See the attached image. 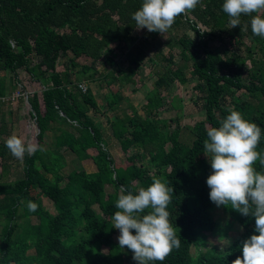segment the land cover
Returning a JSON list of instances; mask_svg holds the SVG:
<instances>
[{
  "label": "trees",
  "instance_id": "1",
  "mask_svg": "<svg viewBox=\"0 0 264 264\" xmlns=\"http://www.w3.org/2000/svg\"><path fill=\"white\" fill-rule=\"evenodd\" d=\"M222 3L201 0L194 11L178 16L170 28L167 52L163 45L154 48L142 62L137 56L149 44L141 46L142 42L159 35L138 29L132 19L142 0H0V74L10 72L15 80L18 72H25L42 86L40 98L35 93L27 98L37 145L44 149L25 154L21 176L4 180L10 152L0 141V264H136L132 252L115 240L111 217L121 185L135 193L153 177L174 190L167 210L181 239L163 264H231L241 255L240 233L221 254L206 248L208 236L220 227L213 215L218 206L208 196L211 167L203 141L207 128L219 127L229 109L264 130V38L252 34L248 16L230 28ZM245 39H250L249 47ZM216 42L222 44L219 53L211 46ZM134 44L138 54L131 58ZM112 47L127 53L128 66L122 69L107 57L110 69L102 75L97 64ZM175 48L179 56L190 59L189 78L175 68ZM59 61L61 72L56 70ZM147 64L151 72L160 67L153 72L157 78L145 94L141 114L130 106V114L109 122L128 163L116 167L103 147L100 127L89 115L99 108L92 91L82 93L76 84L86 79L101 80L107 87L125 86L134 82L137 68ZM190 78L195 79L190 88L201 102L202 116L191 127L177 124L173 143L171 120L159 117L167 111L162 93L167 94L174 82L187 85ZM171 100L172 109H182L181 100ZM48 132L57 133L50 144L45 141ZM258 150H264V136ZM65 152L77 163L90 159L95 172L79 165L64 173ZM255 167L264 171L258 161ZM40 198L51 202L53 213ZM28 201L38 206L36 211L28 210ZM218 208L226 215L220 237L234 224L241 233L256 234L254 217L223 205Z\"/></svg>",
  "mask_w": 264,
  "mask_h": 264
},
{
  "label": "clouds",
  "instance_id": "2",
  "mask_svg": "<svg viewBox=\"0 0 264 264\" xmlns=\"http://www.w3.org/2000/svg\"><path fill=\"white\" fill-rule=\"evenodd\" d=\"M200 2L142 0L132 19L138 29L163 34L178 16L194 11ZM222 11L229 17L230 28L240 26L242 16L250 17L252 34L264 38V0H223ZM228 113L219 121V127L207 128L203 141V153L211 167L206 178L208 196L218 207L223 205L255 219L256 234L241 241V255L231 264H264V171L255 167L258 161L264 169V150H258L264 130L239 111L229 109ZM5 146L21 160L25 154L44 150L16 135H10ZM173 191L171 185L156 177L135 193L120 186L115 200L117 210L111 217L112 228L119 230L118 245L132 252L136 264H163L173 249L180 247L181 239L167 210ZM27 207L34 212L38 206L28 201Z\"/></svg>",
  "mask_w": 264,
  "mask_h": 264
},
{
  "label": "rangeland",
  "instance_id": "3",
  "mask_svg": "<svg viewBox=\"0 0 264 264\" xmlns=\"http://www.w3.org/2000/svg\"><path fill=\"white\" fill-rule=\"evenodd\" d=\"M172 29H169L167 32L160 34L154 39H148L143 41L141 46H145L147 42L149 43L146 48L141 49L140 55L137 56L138 51L136 50V46L138 44H134L130 50V57L135 58L136 56L141 59L142 62H147L148 58L151 56V53L154 48L160 49L167 52L168 46H166L168 42L169 35L172 33ZM136 34L140 36L139 32L136 31ZM189 35L193 36V32L189 31ZM245 46H250V39H245ZM215 52L219 53L222 49V44L220 42H216L211 45ZM245 49V47H242ZM117 48L112 47V49L106 52L102 59L97 64V68L100 74H106V72L110 69V65L105 60V58H112L118 65L121 66L122 69H126L127 64V53L125 56L119 51ZM173 52V60L175 62V68H179L182 70L187 77L190 69V59L186 56H179V49L175 48ZM245 53H243L244 55ZM77 61L79 63L86 62L82 58H78ZM249 64V62L247 61ZM149 64V63H148ZM137 68V74L134 76V82L129 83L125 86H118L117 83H113L110 87H107L104 82L98 80L96 82H90L86 79H83L79 82H84L88 89L92 91L93 97L98 104V112L90 113L89 115L92 117L94 122L100 127L102 132V138L104 143V148L110 153L115 166L116 167H127L128 163L126 162V154L121 150V146L119 141L112 137V132L110 129L109 122L113 121L117 116L122 117L123 115L130 114L131 108L130 106L136 110L139 114H141V110L143 108L144 97L147 91L151 90L154 87V82L156 80V75H153V72L157 71L159 67L150 71L149 65ZM57 71L63 70V65L59 61ZM195 79H189L187 85H179L177 82H174L172 86L167 90V94L165 91L162 93L164 102H167L166 108L167 111L162 112L159 117L161 119H170V129L174 130L173 137H171V141L174 143L175 139L178 135V130L176 131L175 127L177 124L184 129L185 127H191L194 123L202 116V112L199 109L200 100L195 97V92L191 90V86L194 84ZM42 90V86L38 83L33 82L29 75L25 72H18L17 78L13 80V74L10 72L1 73L0 74V93L1 96H10L12 93L20 92V96L8 104H0V141L1 143H5L7 138L10 135H16L21 138L25 143H34L37 144V127L32 117V112L30 105L28 103V98L34 93L38 95L40 98V92ZM110 92L113 96H110ZM165 94V95H164ZM105 97V98H104ZM175 97L176 103L178 100H181L180 104L182 109H172L170 107L171 99ZM108 99V100H107ZM106 100V101H105ZM57 134L56 132H48L45 138V141L50 144L52 142V137ZM182 136H185V132L183 131ZM133 152L130 149L129 153ZM89 154L94 155L95 151L90 150ZM66 167L64 168V173H68L72 169L77 168L79 165L83 167V169L89 173L95 172V166L92 161L89 159L87 161L78 162L75 160L74 156L70 152L64 153ZM8 160L4 163L6 165L7 172L4 173V180H14L21 176V159H17L12 154L9 153ZM1 173V169H0ZM1 181V177H0ZM109 187H107V190ZM42 205L51 213L54 212L53 206L50 201L46 198H40ZM96 209V207H94ZM97 211V209H96ZM214 218L220 227L224 226V222L226 219V215L221 211L220 208L214 207L213 210ZM32 223H34V218H31ZM1 222V219H0ZM1 228V223H0ZM228 231V234L224 237L219 236V231H216L214 234H210L207 238L206 248L213 249L216 254H221L227 247L230 239L238 233H240V237L237 239L238 243L241 244V241L248 238L249 233H241L240 228L237 225L231 226L230 229L225 228ZM119 235V230L116 229L115 240ZM33 251H29L28 253H32Z\"/></svg>",
  "mask_w": 264,
  "mask_h": 264
},
{
  "label": "built area",
  "instance_id": "4",
  "mask_svg": "<svg viewBox=\"0 0 264 264\" xmlns=\"http://www.w3.org/2000/svg\"><path fill=\"white\" fill-rule=\"evenodd\" d=\"M80 92L85 93L88 89V86L84 82H78L76 84ZM20 96V92L12 93L10 96H1L0 95V104H8L15 101Z\"/></svg>",
  "mask_w": 264,
  "mask_h": 264
},
{
  "label": "crops",
  "instance_id": "5",
  "mask_svg": "<svg viewBox=\"0 0 264 264\" xmlns=\"http://www.w3.org/2000/svg\"><path fill=\"white\" fill-rule=\"evenodd\" d=\"M105 98V97H104ZM108 100V99H107ZM106 101V100H105ZM85 161H87V160H85Z\"/></svg>",
  "mask_w": 264,
  "mask_h": 264
}]
</instances>
